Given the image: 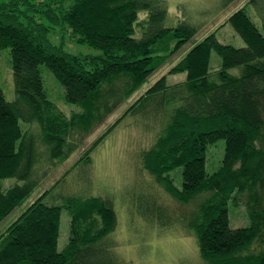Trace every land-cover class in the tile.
<instances>
[{
	"label": "trees",
	"instance_id": "1",
	"mask_svg": "<svg viewBox=\"0 0 264 264\" xmlns=\"http://www.w3.org/2000/svg\"><path fill=\"white\" fill-rule=\"evenodd\" d=\"M248 3L258 25L243 9L228 18L244 46L208 34L170 69L184 72L185 81L169 85L162 75L122 115L159 119L142 161L180 205L201 196L192 221L206 264H264V0ZM167 9L165 0H0V50L9 49L14 82L13 101L0 88V225L39 186L44 162L55 164L73 152L98 120L147 82L158 61L197 34L186 21L166 25ZM65 28L75 44L98 53L75 55L63 41L53 43L50 35ZM212 52L221 64L209 75ZM41 66L79 112L68 117L48 99ZM31 124L38 131L22 129ZM221 140L222 163L208 174L207 147ZM178 168L180 188L170 177ZM6 179L14 182L5 187ZM50 192L0 232V264H112L108 235L115 215L109 204L98 198L48 204ZM230 203L245 206V226H230ZM86 204L93 208L82 209ZM63 209L74 212L68 242L59 250ZM92 213L99 229L92 218L87 222Z\"/></svg>",
	"mask_w": 264,
	"mask_h": 264
},
{
	"label": "rangeland",
	"instance_id": "2",
	"mask_svg": "<svg viewBox=\"0 0 264 264\" xmlns=\"http://www.w3.org/2000/svg\"><path fill=\"white\" fill-rule=\"evenodd\" d=\"M168 16L166 25L175 26L186 21L196 27L195 34L182 44L168 59L158 61L155 70L140 89L133 92L121 106L95 126L78 143L76 149L64 155L55 164L44 162L47 168L45 177L39 186L1 223L2 232L30 203L46 192L48 204L66 205L71 199L98 198L113 209L115 222L111 231L109 248L112 251V264H206L200 257L193 214L198 196L190 205H180L166 191L163 184L145 169L142 159L149 149L159 129V119L149 120L138 112H130L122 118L124 111L135 102L146 89L162 75L167 84H179L186 79L184 72L171 73L191 47L208 34H213L218 42L235 47L244 46L242 39L228 24L229 16L238 9H243L250 19L258 20L249 5V0H233L223 8L225 0H165ZM139 20L144 18L140 13ZM53 43L63 41V48L71 54H97L86 45L72 41L70 29L57 30L50 35ZM220 59L211 53L208 74L220 69ZM40 74L47 97L68 117L79 112L78 106L64 101L63 90L52 73L45 66L40 67ZM0 88L8 101L14 100V82L11 70L9 49L0 50ZM159 118V117H158ZM26 132H36V124L22 125ZM224 142L218 141L207 147L205 169L214 173L222 163ZM90 155L88 162L84 157ZM43 167V166H42ZM172 184L180 188V168L170 174ZM14 179H6L8 187ZM45 194V193H44ZM89 202V201H87ZM84 205L83 208L91 209ZM74 211L63 209L60 214L58 249L67 244ZM94 212V211H93ZM87 217V216H86ZM92 228L99 229V219L95 213ZM231 227L245 226L248 222L243 204L229 205ZM81 222V221H80ZM84 225V222H81Z\"/></svg>",
	"mask_w": 264,
	"mask_h": 264
}]
</instances>
